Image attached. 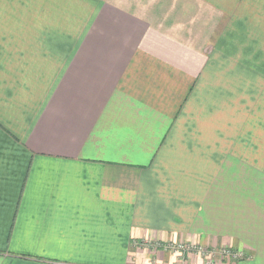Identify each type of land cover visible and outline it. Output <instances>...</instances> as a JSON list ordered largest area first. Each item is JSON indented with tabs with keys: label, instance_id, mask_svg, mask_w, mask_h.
Returning <instances> with one entry per match:
<instances>
[{
	"label": "crops",
	"instance_id": "obj_1",
	"mask_svg": "<svg viewBox=\"0 0 264 264\" xmlns=\"http://www.w3.org/2000/svg\"><path fill=\"white\" fill-rule=\"evenodd\" d=\"M175 245L264 264V0H0V264Z\"/></svg>",
	"mask_w": 264,
	"mask_h": 264
},
{
	"label": "rangeland",
	"instance_id": "obj_2",
	"mask_svg": "<svg viewBox=\"0 0 264 264\" xmlns=\"http://www.w3.org/2000/svg\"><path fill=\"white\" fill-rule=\"evenodd\" d=\"M178 246V245H175V246H169L167 248H165V250H168V251H173L174 252V248ZM159 247V246H158ZM189 247V250L188 252H194V253H197L199 255H201L203 258H204V262L205 264H208L209 262H211V264H215V262L218 260V259H222L224 256H227L226 254H223L224 251L226 250H229L228 248H221L219 250H212V249H207V248H203V247H193V246H188ZM206 252H211V254L207 255ZM179 256H183V254H179L177 253ZM213 254V255H212ZM177 255V256H178ZM211 255H212V258H211ZM211 259H209V257ZM180 261H183V260H180ZM210 264V263H209Z\"/></svg>",
	"mask_w": 264,
	"mask_h": 264
},
{
	"label": "built area",
	"instance_id": "obj_3",
	"mask_svg": "<svg viewBox=\"0 0 264 264\" xmlns=\"http://www.w3.org/2000/svg\"><path fill=\"white\" fill-rule=\"evenodd\" d=\"M174 253H179V254H185L186 252H188V251H190L189 250V247H186V246H183V245H178V246H176L174 249ZM206 254L207 255H209V254H211V252H206ZM223 254H226V255H228L229 257H231V258H233V259H238L240 256H238L237 254H235V253H233V252H231L230 250H226V251H224V253ZM213 255V254H212ZM212 255H211V258H212ZM209 257V259H211L210 258V256H208ZM210 264H211V262H209ZM208 263V264H209Z\"/></svg>",
	"mask_w": 264,
	"mask_h": 264
}]
</instances>
